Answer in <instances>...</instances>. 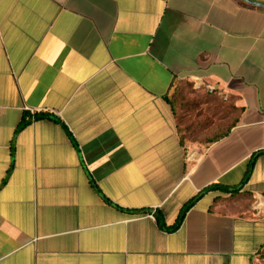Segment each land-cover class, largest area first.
<instances>
[{
  "label": "crops",
  "instance_id": "1",
  "mask_svg": "<svg viewBox=\"0 0 264 264\" xmlns=\"http://www.w3.org/2000/svg\"><path fill=\"white\" fill-rule=\"evenodd\" d=\"M179 79L228 98L226 135L182 146ZM213 183L241 189L159 227ZM262 245L264 7L0 0V264H253Z\"/></svg>",
  "mask_w": 264,
  "mask_h": 264
},
{
  "label": "trees",
  "instance_id": "2",
  "mask_svg": "<svg viewBox=\"0 0 264 264\" xmlns=\"http://www.w3.org/2000/svg\"><path fill=\"white\" fill-rule=\"evenodd\" d=\"M179 85H188V86H193L194 84L188 80H177L175 81V84L173 85V88L171 90V93L169 95H167L165 97L166 101L171 105L174 116H175V120H176V126H177V131L180 137V141L181 144L184 148H187L188 146V141H192L194 142H199V143H203V144H209L214 142L215 140L223 137L224 135H226L230 129L232 128V126L235 124V117L234 120H232V123L222 132L217 133L215 135H213L212 137H210L209 139H205V140H196V128H194L193 130L191 129H181V125L178 122L177 119V113L179 109H183L185 108L187 105H227V107H230L233 111L236 112V110L234 109V107L232 106L233 104L230 103V101L228 100V98L224 99L225 97L215 93L213 94L212 92L209 91V89L206 88H202V89H196L194 86L192 88V90H194L195 92H202V96L204 99H197V102H195L194 100H190L187 99L185 96V92H182L179 88ZM198 98V97H197ZM202 98V97H201ZM224 99V100H223ZM226 100V101H225ZM40 117H47V118H51V116H49L48 114H43ZM60 122V120H58ZM28 120L26 118H23L20 125H19V129L23 128L24 126H26L28 124ZM253 165H254V159L251 160L248 170L246 172V176L245 179L243 180V183L248 180L252 169H253ZM241 189V187H235V188H231L229 186H225V185H221L220 183H213L212 185H209L208 187H206L205 189H203L202 191H200L196 196H194L192 199H190L187 203L184 204V206L182 207L179 216L176 220V222L172 225H167L166 221H165V216L164 213L157 209L154 212V215L157 219L158 225L161 229H165L167 231L173 232L176 231L181 224L183 223L187 212L196 204V202L208 191L211 190H221L224 192H238ZM103 199L107 202V203H111V200L103 195ZM141 211L147 212L149 211V209H143ZM129 212H137V210H130ZM264 253V245L261 246V248L258 250V252L256 253V255H260Z\"/></svg>",
  "mask_w": 264,
  "mask_h": 264
},
{
  "label": "rangeland",
  "instance_id": "3",
  "mask_svg": "<svg viewBox=\"0 0 264 264\" xmlns=\"http://www.w3.org/2000/svg\"><path fill=\"white\" fill-rule=\"evenodd\" d=\"M193 86L179 85V88L182 92H185L187 99L195 102H197V99H204L202 92L192 90ZM234 116L235 111L227 107V105L209 104L187 105L185 108L179 109L177 113L181 129H197L196 140L209 139L213 135L222 132L232 123ZM191 143L193 142L188 141L187 144ZM253 264H264V253L255 255Z\"/></svg>",
  "mask_w": 264,
  "mask_h": 264
},
{
  "label": "water",
  "instance_id": "4",
  "mask_svg": "<svg viewBox=\"0 0 264 264\" xmlns=\"http://www.w3.org/2000/svg\"><path fill=\"white\" fill-rule=\"evenodd\" d=\"M247 3H250V4H254V5H257V6H261V7H264V3H261V2H258V1H255V0H243Z\"/></svg>",
  "mask_w": 264,
  "mask_h": 264
},
{
  "label": "built area",
  "instance_id": "5",
  "mask_svg": "<svg viewBox=\"0 0 264 264\" xmlns=\"http://www.w3.org/2000/svg\"><path fill=\"white\" fill-rule=\"evenodd\" d=\"M208 89H209V91L210 92H212V93H215L216 92V88L215 87H213V86H208ZM225 98H227L226 96H224Z\"/></svg>",
  "mask_w": 264,
  "mask_h": 264
}]
</instances>
